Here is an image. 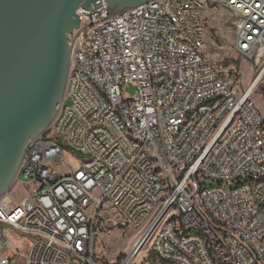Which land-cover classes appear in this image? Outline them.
<instances>
[{"label":"built area","instance_id":"built-area-1","mask_svg":"<svg viewBox=\"0 0 264 264\" xmlns=\"http://www.w3.org/2000/svg\"><path fill=\"white\" fill-rule=\"evenodd\" d=\"M101 1L77 10L63 101L23 154L31 191L0 196V264H264V113L223 52L264 63V0ZM105 209L145 226L113 260L96 253Z\"/></svg>","mask_w":264,"mask_h":264},{"label":"water","instance_id":"water-1","mask_svg":"<svg viewBox=\"0 0 264 264\" xmlns=\"http://www.w3.org/2000/svg\"><path fill=\"white\" fill-rule=\"evenodd\" d=\"M122 11L149 0H107ZM101 0H0V196L16 181L30 139L43 134L62 103L71 36L80 6Z\"/></svg>","mask_w":264,"mask_h":264},{"label":"rangeland","instance_id":"rangeland-1","mask_svg":"<svg viewBox=\"0 0 264 264\" xmlns=\"http://www.w3.org/2000/svg\"><path fill=\"white\" fill-rule=\"evenodd\" d=\"M218 16L222 17L223 25L228 26L231 24V17L228 13L224 14L222 11H219ZM94 28L95 27H91L90 30H93ZM226 33L229 35L230 32L226 30ZM74 40H76L75 46L78 47L84 44L85 36L79 35L76 39V34L74 33L71 36V41ZM225 46L226 47L223 50L224 54L229 51V53L234 56L231 61L236 65V70L238 71L237 88L242 92L257 78L263 63H251L241 55H237L236 53L232 54V41H229ZM126 91L131 95L134 94L133 87H128ZM253 98L264 113V78L257 84L253 93ZM76 155L80 157L79 154H76L69 149L66 150V157L70 162L73 161ZM31 188L32 187L29 186L25 180L19 181L18 183L15 181L8 190L9 197L21 201L28 195ZM94 194L98 196L100 191L96 189L94 190ZM144 229L145 226L136 230L129 229L122 224L120 217H118L113 209L101 210L96 225L97 255L107 260H113L120 256L122 257L124 253L132 247L136 240L140 238ZM11 241L14 249L20 251L21 258H26L27 254L25 253V250L27 248L23 246L24 238L15 235L11 237Z\"/></svg>","mask_w":264,"mask_h":264},{"label":"bare ground","instance_id":"bare-ground-1","mask_svg":"<svg viewBox=\"0 0 264 264\" xmlns=\"http://www.w3.org/2000/svg\"><path fill=\"white\" fill-rule=\"evenodd\" d=\"M264 78V63H263V66L262 68L260 69L258 75H257V78L251 83L253 85V87L257 86V84L259 82H261V80Z\"/></svg>","mask_w":264,"mask_h":264}]
</instances>
